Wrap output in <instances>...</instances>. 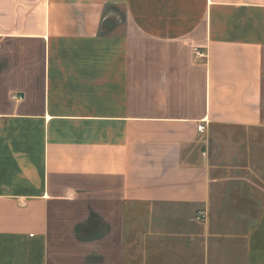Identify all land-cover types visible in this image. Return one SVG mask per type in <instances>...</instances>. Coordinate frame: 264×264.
<instances>
[{"label": "crops", "instance_id": "1", "mask_svg": "<svg viewBox=\"0 0 264 264\" xmlns=\"http://www.w3.org/2000/svg\"><path fill=\"white\" fill-rule=\"evenodd\" d=\"M0 264H264V0H0Z\"/></svg>", "mask_w": 264, "mask_h": 264}, {"label": "built area", "instance_id": "2", "mask_svg": "<svg viewBox=\"0 0 264 264\" xmlns=\"http://www.w3.org/2000/svg\"><path fill=\"white\" fill-rule=\"evenodd\" d=\"M194 54H195V56H196L197 58H202V57H204V53H203L202 51L198 50V49H195V50H194ZM13 98H16V96H13ZM17 98L19 99L20 97L18 96ZM204 128H205L204 123L199 124L198 127H197V129H198L199 131L204 130ZM205 218H206V215H205V213H204L203 211H199V212H197V214H196V219H198V220H204Z\"/></svg>", "mask_w": 264, "mask_h": 264}]
</instances>
